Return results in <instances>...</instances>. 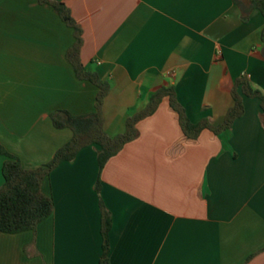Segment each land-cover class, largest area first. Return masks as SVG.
Here are the masks:
<instances>
[{
	"label": "crops",
	"instance_id": "0c3cea01",
	"mask_svg": "<svg viewBox=\"0 0 264 264\" xmlns=\"http://www.w3.org/2000/svg\"><path fill=\"white\" fill-rule=\"evenodd\" d=\"M79 29L78 59L109 83L103 130L165 89L137 137L99 170L92 145L46 176L52 213L35 231L0 232V264H99L101 204L111 216L109 264H264V110L188 139L173 99L192 124H223L246 78L264 93V17L241 21L233 0H49ZM74 29L38 0H0V146L27 170L48 163L72 131L50 114L96 111L98 88L79 80L67 53ZM0 154V188L3 185ZM99 181V190L95 189Z\"/></svg>",
	"mask_w": 264,
	"mask_h": 264
},
{
	"label": "trees",
	"instance_id": "16d2710c",
	"mask_svg": "<svg viewBox=\"0 0 264 264\" xmlns=\"http://www.w3.org/2000/svg\"><path fill=\"white\" fill-rule=\"evenodd\" d=\"M42 4L51 5L54 11L68 25L73 27L76 43L67 53V59L73 65L76 77L79 80L90 82L98 88L96 97V111L82 116H75L64 110H56L50 114L52 125L55 129H69L72 138L64 146L58 149L53 158L46 164L36 169L23 168L21 161L9 154L0 146V154L5 158L2 166L3 185L0 188V232L6 234H19L27 231H35L37 226L45 220L53 211V201L50 197L41 193L42 180L49 175L58 165L72 161L77 154L88 146H98L97 162L99 170L114 156L127 142L137 137L136 123L142 118L151 115L162 97L172 92V89H162L150 97L146 109L138 116L129 118L126 122V130L123 134L109 137L103 130L101 106L107 96L110 85L103 81L96 72L85 70L78 59L79 29L72 20L68 9L62 3H54L49 0H38ZM241 13V21L247 23L253 10H258L264 17V0H233ZM261 42L264 43V30L261 33ZM241 89L243 96L257 98L264 110V93L254 88L244 77L238 79L233 89L234 106L219 127H212L206 122L192 124L185 116L184 110L173 100H170L171 108L178 114L180 124L185 136L195 140L200 131L210 129L214 133L229 128L233 122L244 113L242 95L237 89ZM95 189L99 190V181ZM101 235L102 255L99 264H109V239L111 229V216L101 204Z\"/></svg>",
	"mask_w": 264,
	"mask_h": 264
}]
</instances>
